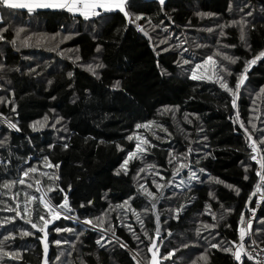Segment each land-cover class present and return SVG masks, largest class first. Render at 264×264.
<instances>
[{"label":"trees","instance_id":"1","mask_svg":"<svg viewBox=\"0 0 264 264\" xmlns=\"http://www.w3.org/2000/svg\"><path fill=\"white\" fill-rule=\"evenodd\" d=\"M125 10L128 16L113 10L86 20L62 9L29 13L0 5V264H150L151 241L159 264H241L233 247L259 177L240 122L264 155V58L249 68L236 108L216 79L193 80L191 74L225 45L235 58L225 75L234 88L246 61L264 51V0H165L163 6L126 0ZM209 24H215L211 31L204 28ZM93 59L98 65L89 68ZM137 135L150 144L125 174L120 165L136 144L128 137ZM45 156L59 168L45 167ZM180 162L199 179L190 177L189 168L174 175ZM31 167L37 171L20 184ZM170 178L158 205L157 236L139 186L157 196L162 187L156 184ZM25 194L37 198L28 200L27 213ZM42 194L52 205L67 194L69 204L47 226V253L44 234L27 223L43 226L39 216L49 218ZM17 205L23 219L7 210ZM253 238L264 247V200Z\"/></svg>","mask_w":264,"mask_h":264},{"label":"snow or ice","instance_id":"2","mask_svg":"<svg viewBox=\"0 0 264 264\" xmlns=\"http://www.w3.org/2000/svg\"><path fill=\"white\" fill-rule=\"evenodd\" d=\"M159 4L161 6L164 5L165 0H158ZM0 4L7 6L9 8L12 9H27V11L29 13H32L33 11L37 10V9H62V10H66L70 13H79L80 15H82L86 20L92 18V17H99L102 13L104 12H111L113 10H119L120 12H123L125 16H128V12L125 10V0H0ZM248 15H251V13H248ZM141 17H137V19H140ZM235 23V22H234ZM4 30L0 29V33H2ZM141 31H143V29H141ZM209 31H211V29H209ZM145 36L148 35L147 32L144 33ZM221 36L224 35L223 31H221ZM17 35H19V31L17 32ZM5 37L0 34V40H3ZM68 37H65V39H67ZM240 38L243 40L245 38V33L243 30H241V34H240ZM99 50V49H98ZM185 51H187L185 49ZM261 58H264V51H261L259 54H257L252 60L246 61L245 63V67L243 72L241 73L240 76L237 77L236 83L233 87H230L227 80L224 78V76L217 74L216 75V82L220 85V87L222 89H224L226 92H228L231 97H232V107L236 108L237 104H236V98L240 92V89L242 87V85H244L245 80L247 79V72L249 70V68L255 64L258 60H260ZM223 59L226 61H231L232 63H235V58L228 56L226 54L223 55ZM213 63L215 64L216 62L214 61L212 56L207 57L202 63L203 64H207V63ZM184 64H189L191 63V61L189 60H185L183 61ZM202 64L201 63H197L195 65V68L192 69V74H191V79L193 80H198V79H202L203 77L198 76L197 75V69L201 68ZM222 70L227 73V69H223ZM69 76L72 75V73H68ZM49 83H51V81H49ZM119 82H117L118 84ZM264 91V90H262ZM14 111V109H13ZM45 119H47V117H45ZM236 119H239V113H237ZM148 123H152V122H148ZM9 127L11 128H15L16 125L15 124H9ZM141 127H148V124L145 125H141V124H137L136 128L140 129ZM240 127L244 129V132L248 138V140L250 141L249 143V147L251 148L252 153H254L253 155L250 156V159L253 161H256L257 164L259 165V168L256 171V175L260 178V181H264V155H259L258 158V154L260 152V149H258L257 147V141L252 139V135L251 133L248 132V129L244 127V123L243 121L240 122ZM253 127H255V125H253ZM164 131H167V129H164ZM128 139L131 141L133 139L136 140V144L133 148L132 151H129L127 153V156L125 157L123 163L120 165V169H123L125 174H127V169H128V165L129 162L135 158H137L139 155L143 154L146 151V145L150 144V141H148L147 139H143L140 136H129ZM156 139H160V137H156ZM261 145L264 146V139H262L260 141ZM49 147H53L52 145H49ZM65 148L68 147L67 144L64 145ZM118 149L120 148L119 145H117ZM191 152V149H189V153ZM170 155H172V153H170ZM175 158V157H173ZM169 163H171V161H169ZM44 165L45 167H49V168H59V164H52L51 161L49 160V158L47 156L44 157ZM183 168H189V175L192 179H199V177L196 175L195 172H192L191 168L189 167V165L187 163L184 162H180L179 166L175 169V172L173 173L174 175L176 173H178L181 169ZM120 169L117 170V175L120 174ZM247 170V169H246ZM37 171V169L35 167H31L28 168L27 170L23 171L20 178H19V183L20 184H25L26 180L25 177H28L30 173H33ZM140 171H143V169H141ZM201 172L203 171L202 169L200 170ZM157 175H159V172L156 173ZM137 175H139V172L137 173ZM248 177L245 176V179H247ZM55 179H59V177H55ZM220 183H223L222 181H218ZM10 183H15V181L12 182H7L4 184V187L7 188L9 187ZM153 183L155 184V180L153 181ZM168 184H171L172 181H168ZM181 183H183V181H181ZM37 184H39V181H37ZM29 187H31V185H28ZM167 185L161 186L160 184H156L157 189H160L161 187H166ZM140 189L147 195V197L151 200H153L152 203V208L155 209L156 207V203L155 201H157L159 199V197L155 196V194L151 191L148 190L147 187H145L144 185H140L139 186ZM177 187H179V185H177ZM229 188L232 187V185H228ZM71 188V185H69V189ZM61 192H63V189H59ZM37 191H39V188H37ZM49 191H54V189L49 188ZM239 191V189H237V192ZM257 193H260L261 198L264 199V188H261L260 185L258 184L256 187V190L253 192L252 195H256ZM26 195V200H25V207L23 209V211L25 213L28 212V200H35L37 199L36 197L32 196V197H28L27 194ZM252 195L249 196V200L252 199ZM209 196L214 198L213 194L210 192ZM131 199V197L129 198ZM39 202L43 205L44 209L47 210V214L49 216V218H46L45 215H40L39 216V221L42 222L43 226H40L37 223H32L31 220H27V223H30L32 228L34 229H38V231L40 233H43V237H41L42 241H44V248H45V253H47V242H46V237H47V226L49 224H52L55 220H58L61 218V209L63 210H67L69 208V204H68V197L67 194H65L63 201L59 204V205H52L49 201H46L44 199L43 194L39 197ZM91 203V202H89ZM127 203V201L125 202ZM81 207H83V205H81ZM184 206L181 205L180 208H178L176 211L179 213L182 208ZM210 208V205H206L205 209L206 211ZM8 211H15L16 216H21V211L19 209V205H17L16 209H12L9 208L7 209ZM227 212H230L231 210L228 209L226 210ZM134 214L137 216V220L141 223V227L143 228V221H140V217L139 214H136L135 211L133 210ZM21 218L23 219L24 217L21 216ZM157 232L156 235L159 236V228H160V224H159V215L157 214ZM213 218L215 219V216L213 215ZM14 219V218H13ZM220 219H224L223 216L220 217ZM85 224L87 225H92L94 228L95 227H99L102 225V221L100 225H96L93 224L92 220H85L84 221ZM245 224V220H244V216L243 214H241V227L239 228V239L241 242L244 241L245 236L247 235L246 231H245V227L243 226ZM216 225L212 224V225H206L205 227L208 228H214ZM247 227L251 228V221L247 222ZM129 230L131 231V226H129ZM56 232H61L63 231V229L60 228H56L55 229ZM28 235H31L32 233H25ZM218 235V233H217ZM145 236H147V233H145ZM136 239H139V237H135ZM104 239L103 235H101V240ZM55 244L60 245L62 243L61 240H56L54 241ZM97 244H100V240L96 241ZM233 243H235V241H233ZM255 243V241L253 242ZM0 244H2V242H0ZM152 247L148 248L149 252H152V258L150 261V264H159L157 258H156V252L159 251L158 248L155 247L156 242L155 241H151ZM103 246V245H101ZM212 248H218L221 247V245L219 244H211L210 245ZM121 247H127V245L125 244H121ZM155 248V251H153V249ZM221 250L225 251V252H231L232 249L229 247H223ZM3 252V249L0 248V253ZM242 253H244V255L247 256L248 260H253L255 259L254 255L252 253H247L244 252V245L243 243L240 244L238 250H236L235 252H233V255L235 257V259L237 261H241V264H245L244 261H242ZM172 252L168 253V256H172ZM7 255L12 256V253H8ZM138 255V254H137ZM134 260H136V255H134L132 257ZM163 259H167V257H161ZM203 259H207V257H202ZM57 259L59 260V257H57ZM137 264H140V261H137ZM256 264H264V262L260 261L259 259H256Z\"/></svg>","mask_w":264,"mask_h":264},{"label":"built area","instance_id":"3","mask_svg":"<svg viewBox=\"0 0 264 264\" xmlns=\"http://www.w3.org/2000/svg\"><path fill=\"white\" fill-rule=\"evenodd\" d=\"M0 5H2V4H0ZM259 155L260 154H258V158H259ZM256 165H257V169H258L259 165L257 164V162H256ZM257 169H256V171H257ZM258 184L260 185L261 188H264V181H260V178L256 184V187ZM256 187H255L254 191L256 190ZM263 200L264 199L261 198L260 193H257L256 195H254L253 201L247 209L248 210L247 216L244 218L245 224L243 226L245 227V231H246L247 235L245 236L243 242H241L240 239H238V241L234 244V247H233V252H235L236 250H238L240 244L243 243L244 252L252 253L255 257V259H253V260H248L247 256L244 255V253H242V261H247L249 264H256V259H259L260 261L264 262V247L260 246L256 242L253 243L254 242L253 226H254V222H255V219L257 217V213L260 209V206H261ZM248 221H251V228L247 227ZM233 252H232L233 259L235 261H237L233 255ZM237 262H241V261H237Z\"/></svg>","mask_w":264,"mask_h":264},{"label":"rangeland","instance_id":"4","mask_svg":"<svg viewBox=\"0 0 264 264\" xmlns=\"http://www.w3.org/2000/svg\"><path fill=\"white\" fill-rule=\"evenodd\" d=\"M27 10V9H25ZM129 15V14H128ZM241 19H243L241 17ZM213 25L215 24H209L208 28L204 26V28L206 29H210ZM161 35V33L159 34ZM184 44H181V46H183ZM188 50V49H187ZM226 54L229 56V51L228 49L225 47V45L222 46V50L220 51V53H217V52H213L210 56L213 57L214 61L216 62L215 64L209 62L207 64H203L202 62L209 56L205 57L204 59H202L200 62L198 63H201L202 64V67L197 69V75L198 76H201L203 78H206V79H216V75L219 74V75H222L224 76L225 78V75L226 73L222 70V67L223 69H229L228 67V61L224 60L223 59V55ZM98 65V61L93 59L92 61L89 62V65L88 67L91 68L92 66H96ZM195 68V66H194ZM226 79V78H225ZM259 100H262L261 96L259 95L258 97ZM168 184V183H167ZM166 185V184H165ZM170 185V184H169ZM168 185V186H169ZM163 188V187H162ZM168 188V187H167ZM166 188V189H167ZM165 189V191H166ZM165 191H164V194H165ZM64 211V210H62ZM137 257V256H136ZM138 258V257H137ZM142 264L143 262L140 261Z\"/></svg>","mask_w":264,"mask_h":264},{"label":"water","instance_id":"5","mask_svg":"<svg viewBox=\"0 0 264 264\" xmlns=\"http://www.w3.org/2000/svg\"><path fill=\"white\" fill-rule=\"evenodd\" d=\"M168 181H171V178H170ZM166 185H167L166 187L161 188L159 194L157 195V197H159V199H158L157 201H155V203H156V207H155V209L152 208L153 200H151V199L145 197L146 202H147V203L149 204V206H150L151 215H152V217H153V221H154V225H155V232H157V218H156V217H157V214L159 215L158 205H159L161 199H162L163 196H164V191H165V189L168 187L169 184H166ZM159 224H160V228H159V232H160V229H161L160 215H159Z\"/></svg>","mask_w":264,"mask_h":264},{"label":"crops","instance_id":"6","mask_svg":"<svg viewBox=\"0 0 264 264\" xmlns=\"http://www.w3.org/2000/svg\"><path fill=\"white\" fill-rule=\"evenodd\" d=\"M125 2H126V0H125ZM2 6H4V5H2ZM45 9H48V8H45ZM77 14H79V13H77Z\"/></svg>","mask_w":264,"mask_h":264}]
</instances>
